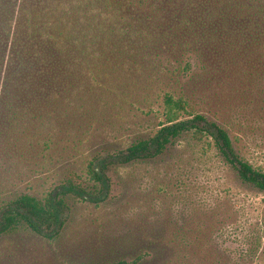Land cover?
Here are the masks:
<instances>
[{
	"label": "rangeland",
	"instance_id": "1",
	"mask_svg": "<svg viewBox=\"0 0 264 264\" xmlns=\"http://www.w3.org/2000/svg\"><path fill=\"white\" fill-rule=\"evenodd\" d=\"M167 62L164 56L161 64ZM105 64L97 62L100 80L122 81L120 97L91 89L85 70L69 77L65 106L39 109L50 117L42 125L1 127L0 202L21 193L42 198L69 178L92 184L87 170L94 157L152 136L166 122L157 96L163 85L151 70H130L149 64L104 77ZM225 85L212 82L207 103L195 110L228 129L240 155L264 171V102ZM46 134L56 135L52 149ZM109 175L107 200H71L55 238L25 224L0 235V264H118L141 257L137 264H264V191L243 182L211 139L186 133L160 157L114 166Z\"/></svg>",
	"mask_w": 264,
	"mask_h": 264
},
{
	"label": "trees",
	"instance_id": "2",
	"mask_svg": "<svg viewBox=\"0 0 264 264\" xmlns=\"http://www.w3.org/2000/svg\"><path fill=\"white\" fill-rule=\"evenodd\" d=\"M97 62L106 63L104 77L149 64L130 70H151L163 85L157 96L166 122L152 136L94 157L92 184L69 178L42 198L21 193L0 202V235L25 224L55 238L71 200H107L112 167L158 158L186 133L211 139L243 182L264 191V171L240 155L228 129L195 110L207 103L212 82L246 97L255 92L264 102V0H0V136L1 127L50 119L39 109L65 106L69 77L85 70L91 89L120 97L122 81H101ZM140 96L148 105L149 94ZM46 136L52 149L56 135Z\"/></svg>",
	"mask_w": 264,
	"mask_h": 264
}]
</instances>
